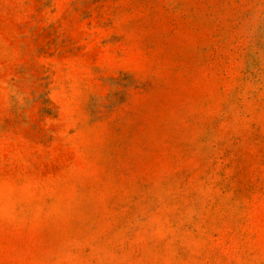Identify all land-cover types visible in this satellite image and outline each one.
Segmentation results:
<instances>
[{"label": "rangeland", "instance_id": "obj_1", "mask_svg": "<svg viewBox=\"0 0 264 264\" xmlns=\"http://www.w3.org/2000/svg\"><path fill=\"white\" fill-rule=\"evenodd\" d=\"M0 264H264V0H0Z\"/></svg>", "mask_w": 264, "mask_h": 264}]
</instances>
